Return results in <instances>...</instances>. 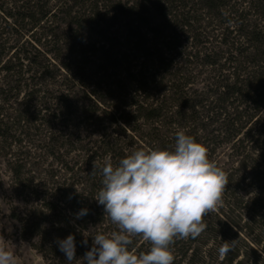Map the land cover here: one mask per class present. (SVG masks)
<instances>
[{
    "label": "rangeland",
    "instance_id": "obj_1",
    "mask_svg": "<svg viewBox=\"0 0 264 264\" xmlns=\"http://www.w3.org/2000/svg\"><path fill=\"white\" fill-rule=\"evenodd\" d=\"M57 1L48 0V6ZM95 1H97V14H93L92 10L89 11V8L85 7L88 11L84 18V28H88V26L91 28L94 23H98V28H106V25H110L107 21L110 16L109 12L114 2L118 0ZM248 2L249 0H231L230 3H236L235 8H239V14L247 12L248 21L262 25V21L249 8ZM139 5L144 9L143 5ZM0 15L2 16V13ZM143 15L149 19L151 26L153 23L162 26L166 24H163L160 17L158 18L151 11L148 14L146 11ZM202 17V28L210 35L206 46L218 53L216 58L218 64L222 65L220 70L227 74L229 71L226 68V63H223V57L229 56V52L224 45L218 42L220 37L216 36L217 31H212L214 20L210 17ZM46 26L56 32V38L52 37L51 39L56 40L57 35L61 37L58 42L48 43L49 45L46 46L50 51L47 56L58 69L54 74L56 75L54 79L44 81V89L48 90L46 96L68 92L69 103L65 108H57L55 100H45L41 104L32 101L33 106L29 107V112L25 113V117L28 116V119L23 118L25 121L17 123V116L25 110V107L18 103L23 101L25 96L23 93L15 96L10 92L6 101L3 100L4 96L0 95V121L13 126L6 136H2L0 133V241L6 245L7 250L14 254L17 264H68L67 257L60 250L57 241L72 234L75 237V245L79 243L82 245L80 248L76 245V260H73L72 264H84L81 258L92 247L94 236L97 233L110 234L118 230L106 213L102 218L92 213L90 218L82 221L78 218L79 214H76L73 209L77 194L81 196H78L80 202L87 201L88 206L91 205V202L94 206L98 204L93 199L91 201L93 190L88 172L85 170V168L91 167L89 164H85L87 155L84 149L93 146V141L97 142L102 138H120L123 140V147H125L122 153L125 157L135 149L160 148V143L149 140V136H153V134L161 136L162 139L172 138L175 144V133L180 129L187 132L177 120L168 123L167 116L169 114H165V120L162 122L142 119L133 121L131 116L125 117L123 114L117 119L120 112L115 109L120 103L128 102L130 98L132 100L141 98L134 97L135 92L130 78L141 72V76H144V80L147 81L153 100L169 98L171 91L168 89V82L165 79H160L159 65L151 59L153 56L149 55L150 52L160 55L162 59L164 58V62L171 61L170 71L180 66L188 67L192 74L187 80L186 95L190 98L193 96L200 98L204 96L207 88H210L208 82L212 81L214 72L210 65L202 63L199 65L195 63L196 61L191 64L185 63L183 57L168 49V43H170V47L172 46V42L168 40L170 34L169 31L162 30V28L158 29L160 34L157 37L145 35L148 38L145 44L148 51L145 54L132 49L123 20H116L113 25L109 26V32L103 31L102 38L98 35L92 36L86 32L75 31V25H70L62 15L48 21ZM41 31V29L36 31L35 38L40 37ZM144 31H146L145 28L142 29L143 33ZM109 36L115 38L113 40L115 46L111 55L116 61L114 68L108 67L107 73L112 75L109 74L110 77L106 78L105 75L103 77V73H98L96 70L98 66L102 65L100 52L97 53L98 55L89 56L87 55L89 52L81 55V51L86 44L83 37H87L89 43L97 41V44H101L102 39ZM184 38L185 36H180L181 40ZM44 39L48 40L49 37L41 38V41L43 42ZM239 42L243 43L241 38H239ZM198 49L200 48L188 47L186 52L190 50L194 52ZM176 50H180L179 47ZM66 66L70 68L69 73H72L70 76L67 74ZM81 71L90 76L88 80L83 81L84 83L80 80L77 81L76 77L73 78V73ZM154 73L155 77L151 79ZM98 81L108 91L100 94L105 95V103H97L96 107L91 103L95 97L90 90L94 86V82ZM118 81L120 82L118 83ZM2 83H4L3 73L0 70V84ZM122 84H124V88L119 89ZM68 88H71L70 91H67ZM42 96L43 92L41 91L37 97L39 99ZM173 110H175L174 107ZM33 117L38 119L33 120ZM123 119L127 121L124 122ZM174 119L175 116L171 118V120ZM212 122L213 119H209L208 122L205 119L199 121L197 125H191L189 134L198 137L199 141L207 147L208 157L211 161L226 175H232L230 187L235 191L232 197L228 196L227 192H223L222 203L206 213L205 217L217 221L216 217L218 216L222 218L228 216V218L239 222V216L245 218L243 217L244 208L239 209V198L243 200V205L254 197L264 196V190L258 182L250 180L251 175L248 173V166H246L250 162L249 158L258 162L261 154H264V149L251 147L250 143L247 144L246 141L243 143L247 146L246 148L239 141L233 144L237 138L245 136L242 134L236 136L233 141H229V135L224 133L218 135L216 140H211V136H217V122H213V124ZM154 127L156 129L152 130ZM244 127L251 129L248 136H263L261 132H258L257 125L247 123ZM200 128L203 129L200 130ZM106 156L108 155L95 156L91 163L100 165ZM118 157L112 159L114 164L121 159ZM228 202H234L232 211L227 207ZM94 206H91V209L95 208ZM244 220H241V223ZM240 237L250 245L256 239L253 234L247 236L245 230L241 231ZM135 240L137 243L134 246L129 245L130 250H135L139 254L150 249V243L141 237H134L132 243ZM202 241H204L203 234L198 237L197 242L192 243L191 247L199 248ZM206 241V245L199 249L194 264H218V261L221 260L218 244L213 243L211 237H208ZM137 246L140 248L138 249ZM237 246V259L242 260V264H264V252H259V257H257L243 243H240L239 246V240ZM179 257L180 255L175 256L173 263L177 264ZM187 260L188 258L184 259L180 264H188Z\"/></svg>",
    "mask_w": 264,
    "mask_h": 264
},
{
    "label": "trees",
    "instance_id": "obj_2",
    "mask_svg": "<svg viewBox=\"0 0 264 264\" xmlns=\"http://www.w3.org/2000/svg\"><path fill=\"white\" fill-rule=\"evenodd\" d=\"M98 1L104 2L105 0ZM230 2L231 0H118L114 2L109 12L110 16L107 21L110 25H106V28H98V23L91 20L94 23L93 26L84 28V18L88 11L85 7L89 8V11L92 10L93 14H97V1L95 0H58L51 6H48V0H0V13H2V16L0 15V70L3 73L4 82L0 84V95L4 96L3 100L6 101L10 92L15 96L20 93L25 96L23 101L18 103L20 106H24L25 110L17 116V123L28 119V116L25 117V113L29 112V107L33 106L32 101L41 104L45 100H55L57 108L67 107V103H69L68 92L46 96L48 90L47 88L44 89V81L54 79L56 77L54 74L58 71L55 63L50 61L47 56L50 51L47 50L46 46L61 40L58 35L56 40L51 39L52 37L56 38V32L48 28L49 26H46V23L57 18L58 15H62L70 25H75V31L86 32L92 36L98 35L102 38L103 31L109 32V26L113 25L116 20H123L132 49L147 54L148 49L145 44L148 38L145 35L157 37L160 34L158 29L162 28V30L169 31L170 34L168 40L172 42V46L170 47L168 41V49L183 57L185 63L191 64L196 61L195 63L199 65L201 63L210 65L214 73L212 81L208 82L210 88H207L204 96L190 98L187 97V90H185L187 80L192 74L189 68L180 66L170 71L171 61L164 62V58L162 59L160 55L149 52V55L153 56L151 59L159 65L158 75H160V79H165L168 82V89L171 94L167 99L157 100L156 98V100H153L152 94L149 93L147 81L144 80V76H141V72L139 71L140 73L136 75L132 74L130 81L135 92L134 97L141 98L139 100L130 98L128 102L120 103L115 109L120 112L117 119L123 114L125 117L131 116L133 121L142 119L162 122V120H165V114H169L167 116L168 123L177 120L182 128L186 129L187 135H190L191 125H197L199 121L205 119L207 122L209 119H213V122H217V136H211V140H216L219 137L218 135L224 133L229 135V141H233L236 136L242 134L245 136L237 138L233 144L237 141L243 144L246 141L247 144L250 143L251 147L264 149V0H249L248 2L249 8L262 21V25L248 21L247 12L239 14V8H235L236 3ZM139 4L143 5L144 9L140 8ZM146 11L147 14L150 11L153 12L158 18L160 17L163 24H166L163 26L155 23L152 26L149 25V19L143 15ZM225 14L227 15L225 16ZM202 16L214 20V22L211 21L214 26L212 31H217L216 36L220 37L218 42L224 45L229 52V56L223 57V63H226V68L229 71L227 74L222 73L220 70L222 65L217 62L218 53L206 46L210 35L202 28ZM143 28L146 30L144 33L142 32ZM40 29L42 30L40 37L35 38L34 34ZM61 35L63 36V32ZM212 35L214 36V34ZM47 36L49 39H44L42 42L41 38ZM180 36H185V38L181 40ZM83 38L86 44L82 48L81 55L89 52L87 55L90 56L100 52L102 65L98 66L96 70L98 73H103V77L104 75L106 78L110 77L109 74H112L107 73L108 67L114 68V62L116 61L111 55L115 46V41H113L115 38L105 37V39H102L101 44H97V41L89 43L87 37ZM239 38L242 39L243 43L239 42ZM96 44L97 46H95ZM81 46H83L82 43ZM178 47L180 50H176ZM188 47L200 49L194 52L191 50L186 52ZM83 64L86 65V63ZM66 68L67 74L70 76L72 74L69 73L70 68L67 66ZM81 70L84 69L81 68ZM85 73L83 71L73 73V78L76 77L77 81L85 82L90 78ZM154 77L155 73L152 74L151 79H154ZM122 88H124V84L119 89ZM68 89L67 91H70L71 88ZM41 91L43 96L38 99L37 96ZM106 91L108 90L100 85V81L94 82V86L90 90L93 97H95L94 101L91 102L92 105L97 107V103H105V95L100 94H104ZM150 99L151 101H149ZM122 106L123 109L120 108ZM173 107L175 110H173ZM106 111L108 110L106 109ZM174 116L175 119L171 120ZM37 119V117H33V120ZM125 120L123 119L124 122ZM247 123L257 125L258 132H261L263 136H248L251 129L244 127ZM12 127V125L9 126L0 121L1 135L6 136ZM155 129L156 127L152 128V130ZM202 129L200 128V130ZM193 137L201 143L198 137ZM149 138L150 141L160 143L161 149L174 148L175 144L172 138L162 139L161 136H156V134L149 136ZM92 144L93 146L84 149L87 155L85 164H89L91 168L94 165L91 161L95 159V156L105 154L112 156V159L117 156H119L118 158L124 156L122 153L125 147H123V140L120 138H102L97 142L93 141ZM243 147L246 148L247 146L244 145ZM249 160L250 162L246 164L249 170L248 173L251 175L249 178L252 182L257 181L264 190V154H261L258 162L252 158H249ZM102 164L100 163V165ZM243 166L245 167V164ZM91 168H85V170L88 172L93 190L91 201L93 199L96 202L97 193L102 187V176L99 168H93L92 170ZM231 176V174L227 175L228 182L224 192L232 197L235 189L230 187ZM78 196L81 197L79 194L76 195L77 200H75L73 208L76 214H79L82 209H87V214L79 215V219L86 221L92 213L97 214L100 218L103 217L105 214L103 205L97 204L94 206L91 202V205L88 206L87 201L80 202ZM232 203L228 202L227 206L231 211L234 209ZM242 203L243 200L239 198V209L244 208L243 217H245L239 216V222L228 218V216L225 218L218 216L216 217L217 221H214L204 215L203 223L206 227L200 234H203L204 241L199 244V248H192L191 245L193 242H197L200 235L195 238L190 236L187 239H174L170 248L174 257L180 255L176 263L180 264L188 258L187 263L194 264L199 249L206 245L208 237H211L213 243L218 244L219 248L225 242H229L230 250L225 256L221 257L218 264H242V260L237 259L238 240L239 246L240 243H243L254 256L259 257V252H264V196L254 197L243 205ZM91 206L95 208L91 209ZM243 219L245 220L241 223ZM244 230L247 236H251V234L256 236L254 243H251L252 245L241 239V231ZM136 243L135 240L132 245L134 246ZM76 245L79 248L82 246L80 243ZM137 248L140 247L137 246Z\"/></svg>",
    "mask_w": 264,
    "mask_h": 264
},
{
    "label": "clouds",
    "instance_id": "obj_3",
    "mask_svg": "<svg viewBox=\"0 0 264 264\" xmlns=\"http://www.w3.org/2000/svg\"><path fill=\"white\" fill-rule=\"evenodd\" d=\"M93 167L102 176L96 201L118 230L97 233L81 258L84 264H173L174 239L195 238L204 231L203 217L222 203L228 182L226 173L209 159L207 147L183 129L175 133L172 149H137L115 164L108 155ZM86 214L87 209L79 213ZM134 237L149 242L150 249L139 254L130 250ZM57 243L72 264L74 235ZM229 250L225 242L219 255ZM0 264H17L2 241Z\"/></svg>",
    "mask_w": 264,
    "mask_h": 264
}]
</instances>
